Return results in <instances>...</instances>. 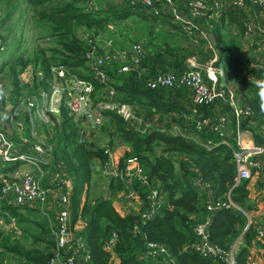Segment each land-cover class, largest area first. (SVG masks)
I'll list each match as a JSON object with an SVG mask.
<instances>
[{
	"label": "trees",
	"instance_id": "trees-1",
	"mask_svg": "<svg viewBox=\"0 0 264 264\" xmlns=\"http://www.w3.org/2000/svg\"><path fill=\"white\" fill-rule=\"evenodd\" d=\"M170 1L184 22L173 21L174 16L166 0L157 2L158 15H153L146 9L143 11L144 5L132 0H0V11L4 14L0 17V23L8 20L16 9V24L20 26L27 20L36 40L48 43L43 46L36 42L31 52L25 53L20 46L19 37L10 46L0 34V56L7 53L0 57V84L9 86L14 105L25 96L40 99L42 91L48 93L52 89L56 78H75L89 85L88 92L82 91L87 97L83 105L84 111L73 109L68 102L69 96L66 93L73 91L70 88L65 90L55 113L47 112L50 119L46 121V146L44 141L42 145L53 156V162L38 163L42 170H54L56 166L54 168L53 163L58 161L65 168L63 172L70 178L71 188L67 196L71 222L75 223L78 218L84 221L80 228L75 225L73 229L82 237L88 249V257H80L79 264H162L159 256L155 260L145 256L147 241L163 243L168 256L177 264H225L221 260L197 253L190 246L195 240L193 226L206 216L209 217L207 237L222 248L228 247L241 233L244 245L235 253V264H264V239L255 237L250 223L242 229L246 223L247 211L256 208L259 203L264 210V199H256L251 195L253 193L248 192L250 182L254 185L252 189L258 190L261 195H264V182L244 178L233 184L234 131L230 132L231 135L228 133L227 142L224 143L219 142L221 135L211 129V119L216 111L231 114L229 104L217 99L209 103H193L188 88L148 87L144 84L155 73L168 70L177 72L184 68L187 55H193L203 65L213 52H217V58L212 64L218 66L217 63L225 59L221 62L223 72L235 78L240 88H237V98L251 110L250 114L242 118L241 125L252 130L255 142L264 144V138L258 131V124L264 118V113L259 111L258 97L253 89L255 78L263 74L264 61L259 66L252 65L245 69L238 63L237 57L230 55L237 49L233 44L232 29H237V33H246V24L257 21L249 12L250 9L254 11L260 6L250 1H246L244 6H238L232 0H222L221 7L216 8L214 0H203L204 6L195 16H191L190 0ZM140 8L142 11L138 10ZM131 13L137 14L148 26L142 25L139 41L125 39V44L124 41H119L120 35H116L128 30L129 26L127 22H123V17ZM154 21H158V28L150 26ZM188 21L192 23L189 28L186 27ZM117 25L123 27H116ZM134 41L141 43L142 57L136 65H132L126 55L129 68L120 71L119 51L128 52V46ZM118 44L127 47H119L117 50L115 47ZM89 49L95 55H107L101 66L107 76L105 80L94 77L87 63L89 58L85 55ZM59 68L64 71L61 76L56 72ZM27 70H30L29 87L27 82L21 85L19 79L20 73ZM22 86L28 92L22 94ZM182 89L188 90L190 100L181 94ZM244 89H248V92H244ZM109 90L112 91L111 94L108 93ZM105 99L129 103L134 108V113L149 123L144 132L137 131L135 123L131 125L128 120L108 108L100 110L99 124L88 122L85 126L82 121L87 118V112L90 113L95 102ZM5 106L6 101L0 104V111ZM195 116L208 117V124L196 130L193 127ZM229 117L228 129L230 125L233 126L232 118ZM27 121L24 132L29 135L28 129L31 130V126L35 125H32L28 116ZM172 124L185 129L198 142L166 133L165 130ZM92 126H96L99 131H105L106 127L107 138L96 135ZM2 127V131L9 135L7 124ZM207 139L211 140L210 149L203 146ZM119 143L126 148L110 164L109 160L113 157L111 149ZM128 156L138 159L147 182L140 185L136 181L129 185L137 190L142 200L139 208L119 213L111 198L119 197L117 192L126 187L118 171ZM95 160L100 163L105 174L109 175L105 196L104 192L98 195L88 193L90 167ZM10 170V166L0 168V172ZM48 176V173L41 174L40 180L45 181ZM197 176L209 183L212 197H229L237 207L207 210L204 206L207 193L192 184ZM151 189L161 196V201L155 212L144 219L141 213L148 207ZM24 212L38 213L41 220L29 218ZM10 217L19 226L21 237L30 238L37 243L43 241L45 247L34 243V246L24 245L17 239L10 242L9 238L14 235L4 234L0 225V264H7L14 257L23 264H48L49 258L56 251L54 234L53 239L46 234L54 228L51 210L43 208L42 211L38 205H14L0 197V224H8ZM47 217L52 221L49 222ZM111 233H114V240L111 249H106L104 242ZM250 244H253L254 250L247 248Z\"/></svg>",
	"mask_w": 264,
	"mask_h": 264
},
{
	"label": "built area",
	"instance_id": "built-area-1",
	"mask_svg": "<svg viewBox=\"0 0 264 264\" xmlns=\"http://www.w3.org/2000/svg\"><path fill=\"white\" fill-rule=\"evenodd\" d=\"M132 1L140 2L144 5V7H147L146 10L153 15L159 14L156 5L159 0ZM166 1L171 4L170 0ZM232 1L238 6H244L246 1L257 4L260 7L264 6V0ZM189 4L191 16H195L199 12V9L204 6L203 0H190ZM213 5L216 8L221 7L222 0H214ZM168 6L171 8V12L174 16L173 21H185L177 14L173 5ZM188 22L189 23L186 25L187 28L192 25L191 21ZM245 32L249 35H253L257 48L260 51H264V22H248L246 24ZM85 55L89 58L87 63L92 69L94 77L99 80H105L107 76L105 72H103L101 66L103 64L104 57H107V55H95L92 49L86 51ZM118 55L121 61L119 70L125 71L129 68L128 63L125 60L126 55L129 57L130 64L136 65L142 57V47L140 44L135 43L128 50V52L119 51ZM185 61V67L181 70L177 72L162 71L155 73L154 75L148 77L144 84L148 87L161 86L188 88L193 103H209L215 99L226 101L230 106L231 114L227 115L226 113L216 111V114L211 119L213 120L211 129L221 135L219 142L226 143V140L228 139V124L230 122L229 116H231L233 121V140L235 146L232 151V159L235 167V181L233 184H235L239 179L244 178L249 180L258 179L264 182V144L255 142L252 130L241 125L242 118L250 114V107L240 103L235 92L236 90L229 85L227 80L224 78L222 68L212 64L213 59L208 60L203 65L199 64L193 56H188ZM56 72L59 76H61L64 71L62 68H59ZM257 79H264V73L255 78L254 81ZM71 80L76 82L75 88H72L73 92H79L77 94L78 100L73 104V107L77 110H85V106L83 105L87 97L82 93V91L88 92L89 85L82 83L75 78ZM43 93H41L40 99L35 96L22 97L19 99L18 103L14 105V112L16 113L17 109L22 108V104H26V107L30 109L29 114L32 113L33 116L44 120L45 112H55L56 109L52 108L53 104L49 100V92L45 93L43 91ZM108 93L111 94L112 91L109 90ZM104 108L113 109L122 118L128 120L131 125L135 123L137 128L136 130L139 132H144L143 130H145L146 126L149 124L134 113V108L129 103L107 101L106 99L95 102L90 113L87 112L86 116L92 124H99L101 119L100 110ZM46 121L47 119L42 122ZM208 121L209 118L206 116H195L193 118V127L196 130H199L203 125L208 124ZM92 127L94 129L96 128V126ZM35 129L36 126H31L30 132L33 139L31 144H29V147L22 148L21 146L15 147L12 138L8 134L4 133L0 128V161H7L10 159V162L14 161V164L18 165L8 172H0V197L14 205H38L42 211L43 208L50 209L54 222V228L52 230L54 233V247L56 248V251L54 256L49 258L48 264H79L80 257H88V249L82 237L77 235L73 229L75 227V223L71 222L67 196L68 191H66V185L63 184L64 182L66 183V179L64 177L65 173L58 163L54 165V168L56 166L54 169V176L52 175V170H42L38 166V163L45 164L50 161L47 157L49 155V151L42 145L43 141L39 138ZM258 131L264 138V123ZM165 132L171 135L177 134L182 137H186L193 142H198L195 136L187 134L186 130L177 124L170 125ZM210 145V139L205 140L203 143V146L206 149H210ZM109 161L110 164H112L113 157H111ZM21 162H25L29 166V169H20L19 165ZM33 168L35 170H33ZM36 169L38 172H36ZM44 173L49 174L45 181L40 180L41 174L43 175ZM118 175L123 179L126 187L124 190L117 192V195L123 199L122 202L126 200H136L137 206L135 209L137 210L142 203V200L139 197L137 190L131 188L129 185L136 181L140 185L147 182L146 174L144 173L138 159L134 156H128L125 158L123 165L118 171ZM192 184L205 190L207 193L208 197L205 199L204 203L207 210L212 211L219 207H237L229 199V197L225 199L212 197V195H210L211 190L209 188V183L199 176L194 177ZM148 198V207L141 213V216L144 219L149 218L155 212L157 205L161 201V196L159 194L157 195L153 189H151L148 194ZM123 206L126 207L124 204ZM208 220L209 217L206 216L203 221H200L193 226L195 240L191 243V248L203 256L221 260L225 264H235V241L231 242L226 248H222L211 242L207 237L206 231ZM12 221L13 218L10 217L9 222ZM249 223H251L250 217L246 214V223L242 229L244 230ZM252 227L255 232V237L264 239V213L263 216H260L257 223L252 224ZM14 229L17 232L15 233L17 235L19 229L17 226H14ZM113 240L114 233H111V235L104 242V248L111 249ZM144 254L152 260L157 259L158 256L161 257L160 262L162 264H177L170 256H168V251L161 242L147 241Z\"/></svg>",
	"mask_w": 264,
	"mask_h": 264
},
{
	"label": "rangeland",
	"instance_id": "rangeland-1",
	"mask_svg": "<svg viewBox=\"0 0 264 264\" xmlns=\"http://www.w3.org/2000/svg\"><path fill=\"white\" fill-rule=\"evenodd\" d=\"M106 1H110V0H106ZM167 5H172V4L168 3ZM145 9H147V7H145L142 10L144 11ZM259 9H260V7H259ZM138 10H141V8L138 9ZM246 10H248V9H246ZM238 11L240 12V10H238ZM27 12L28 11L25 12V15L27 14ZM249 12H251V9H250ZM3 15H4L3 12L0 11V17L3 16ZM16 15H17V11L15 9V11L9 16L8 20H6V21L4 20V22L0 23V34H2L3 41H5L6 44H8L10 46H13L12 44H14V39L19 37L20 46L23 48L25 53L26 52H31V50L33 49V47L36 44V42H38L40 45H43V46L48 44V43H46L43 40H36L34 31H33V29H30V26H29L27 20L24 23L22 22L20 26L17 25L16 21H15V16ZM123 18H124L123 22H125V23L127 22L126 24L129 27H128V30H126L124 33L120 32L119 34L116 35V36L120 35L119 36V38H120L119 41L120 42L124 41V43H125V39L127 41L138 39L137 41H139L142 25L146 24L148 26V23L147 22H143L139 17H137V14H132L131 13L129 15H126ZM249 19H250V17H249ZM257 21L264 22V14L262 15V18L259 19V17H258ZM157 22L158 21H154L150 26L158 28V26H156ZM4 23H6V24L3 25ZM118 26H122L123 27V25H117L116 27H118ZM78 33H79V30L77 29L76 30V34H78ZM243 35L240 36V37H236L234 39L236 40V44L239 45V49L237 50L236 54H237L238 57H241V59H244L243 63L241 65H242L243 68L246 69L247 67H251L253 65L252 64L253 60L248 59L249 56L252 54L253 49H256L257 56L259 58L264 57V53H261V54L259 53L260 50L257 48V45L254 42L255 38H254L253 35H249L248 33H243ZM102 37H104V35H102ZM227 38H228V36L226 37V39ZM137 41H134L133 44L138 43V44L141 45V43L137 42ZM133 44L128 46V49H130ZM116 46L117 47H115V49H117V50H118L119 47H122V48L127 47V46L120 45V44H118ZM141 47H142V45H141ZM6 55H7V53L4 52L1 56L4 57ZM14 56H15V53L11 57L13 58ZM187 57H188V55L185 57V60H186ZM185 60H184V62L186 63ZM261 61H262V59L259 60V61L256 60V63H257L258 66L261 64ZM214 62H215V59H214ZM217 65L219 67H222L223 63H222V65L221 64L219 65L217 63ZM254 67H256V65H254ZM168 71H170V70H168ZM263 73H264V71H263ZM29 74H30V70H27V71H24V72L20 73L19 79L21 81L20 82L21 85L24 82H27L28 83V87H29V84H31V80L29 81ZM230 76H231V74H230ZM38 79H39V77L36 78V80H38ZM228 80L230 81L229 82L230 84L233 81V79H231L230 77H229ZM75 86H76V82L73 81V80H68V79H66L64 77H60L58 79L56 78L55 81L53 82L52 89L48 93L50 95L49 96V100L53 104L52 108L53 109H57L58 108V103H59L61 97L65 94V90L66 89H70V88H75ZM237 86L238 85H236L235 88ZM5 87L9 88V86L7 84L5 85ZM22 87H23L22 94L25 93V92H28L26 87H24V86H22ZM38 88H40V87H38ZM253 89H256L255 85H254ZM243 91L244 92H248V89H244ZM180 92H181V94L183 96L189 98V100H190V94H189L188 90L182 89ZM42 93H43V91H42ZM78 93H79L78 91H74V92L73 91H69V93H66V95L69 96V101L68 102L71 104L72 107H73V104L78 100L77 99L78 98V96H77ZM183 96H181V97H183ZM18 101L16 103H18ZM13 102L14 101L12 100V95L9 94L7 99H6V106L5 107L9 111L11 119L6 124H7L8 128L10 130L9 131V136L12 138L15 147H20L21 146V147H24V148H28V144H31V142H32V136H31L30 130L28 129L29 135L24 132V127L25 128L27 127L26 122H28L27 121V116H28L29 120L32 121V125L36 126L35 130H36V133L39 136V138L42 139V141H44L45 136L47 135L48 126H46V124H47L46 122H42V121H44L46 119H48V120L50 119V117H49V115L47 113L48 111L45 112V117H44L45 119L41 120L38 117L33 116L32 113L29 114V110L30 109L26 107V104H22V108L17 109V112L15 113L14 112V104H13ZM188 103L189 102H185V104H188ZM73 109H75V108L73 107ZM82 111H84V110H82ZM52 112H54V111H52ZM25 114L27 116H25ZM88 122H91L88 118H85L82 121V123L85 126L88 125L87 124ZM0 128L3 129L2 126H0ZM104 130L105 131H102V130L99 131L97 128L94 129L96 135H99L101 138L105 139V138H107L108 129L105 127ZM27 140H28V143H27ZM44 144L46 146V142L45 141H44ZM123 148H126V146H124V144H122V143H119V144H116L115 146H113L111 151H112L114 159H116L119 156V154H121ZM47 157H48L49 161L53 162V156L52 155L49 154ZM17 162L20 163L19 161H17ZM56 163H58V161L53 163V166ZM175 164L177 165V162H175ZM7 166H10L11 169H12V168L17 167L18 165L14 164V161L10 162V159L7 160V161H0V168L1 169H2V167H7ZM60 166H61V169L65 172L64 166L63 165H60ZM114 166H115V164H114ZM19 167H20V169H24V168L29 169V166L25 162H21ZM90 168H91V177H90L89 184H88V187H87L88 193L91 194V195H94V194L98 195L100 193H103L106 190V182H107V179L109 178V175L105 174L102 166H100V163L97 162V160H95L93 162V164H92V166ZM113 169L115 170V168H113ZM108 171H109V169H107V172ZM52 172H53L52 175L54 176L55 170H52ZM57 176H59V175H57ZM64 177L66 179V183L64 182L63 184L66 185V191H68L71 188V184L69 182L70 178L68 177V175H66V173H65ZM252 193L254 195L253 194H251V195L253 197H255L256 199H264V195H261L257 190L255 191L253 189ZM104 194H106V193L104 192ZM111 199H112L113 205L116 207V209L118 210L119 213H126V212L131 211V210L136 211V209H135V207L137 206V201L136 200H126V201L122 202L123 199L121 197H114V196ZM123 204L126 205V207H124ZM259 209L260 208H259V204H258L256 208L250 209L249 212L252 213V211H258ZM48 210H50V209H48ZM24 213H26V212H24ZM26 215L29 218H38L39 220H41V218H39L40 215L38 213H34V214L26 213ZM47 220L49 222L52 221V219L49 218V217H47ZM81 220L82 219L78 218V220L75 222L76 228H80L81 225L84 224V221H81ZM0 225H1L2 229L4 230V234H6L7 236L14 235L12 238H9L10 242H13L14 239H17L16 241L22 242L24 245H28V246H32L33 245L34 246V244H35L37 246L45 247L43 245V241H42V243H37V242L31 241L30 238L21 237L20 236L21 233H20V229H19L18 225L17 226H18L19 232L16 235L15 233H17V232L14 229V226L16 227L14 218H13L12 222H9L8 224L5 222V223H2ZM37 232H38V230L36 229V233ZM46 234L50 238L53 239V234H54L53 230H51L50 233L47 232ZM7 264H23V263H20L19 260L16 257H14V258L8 260Z\"/></svg>",
	"mask_w": 264,
	"mask_h": 264
},
{
	"label": "crops",
	"instance_id": "crops-1",
	"mask_svg": "<svg viewBox=\"0 0 264 264\" xmlns=\"http://www.w3.org/2000/svg\"><path fill=\"white\" fill-rule=\"evenodd\" d=\"M262 9H257V10H254V11H251L250 13H251V15L252 16H254V17H256L257 19H258V17H259V19L260 18H262V15L264 14V8L263 7H261ZM156 26H158V23L156 24ZM232 32H233V35H232V38H233V44L235 45V46H237V49H234L232 52H231V54L230 55H234L235 57H237L238 58V63H240V65L243 63V60L244 59H241V57H238L237 56V54H236V52H237V50L239 49V45H237L236 44V40L234 39V38H236V37H240V36H242L243 35V33L241 34V33H237V29H232ZM244 36V35H243ZM252 44V43H251ZM259 53L261 54V53H264V51H259ZM190 56H193V55H190ZM194 57V56H193ZM195 58V57H194ZM217 58V52L215 53V52H213V54H212V56L211 57H209V60L210 59H216ZM248 59H250V60H253V66L254 65H256V66H258L257 65V63H256V60H261L262 59V61H264V57H262V58H259L258 56H257V51H256V49H253V51H252V54L249 56V58ZM224 60L225 59H223V60H221V61H219V65L221 64V62L223 61L224 62ZM261 61V62H262ZM222 68V67H221ZM223 70V69H222ZM224 73V72H223ZM228 77V78H227ZM229 77L231 78V79H233V81H232V83L230 84L229 82ZM224 78L227 80V82H228V84L229 85H232V87L236 90L235 92H236V95H237V97L239 98V91L237 90V88H238V86L235 88V86L236 85H238L237 84V82H236V80L232 77V75L230 76V75H228V74H226V73H224ZM253 78V77H252ZM239 90H240V88H238ZM257 88L255 89V93H257ZM254 123V122H253ZM253 123H251V124H253ZM263 123H264V118L262 119V121L261 122H259V124H258V128H261L262 127V125H263ZM259 130V129H258ZM233 131V126L232 125H230V127H229V129H228V133H230V132H232ZM230 135H231V133H230ZM261 137H263V136H261ZM28 143V142H27ZM28 147H29V144H28ZM22 148H24V147H22ZM70 182V181H69ZM250 187H249V189H248V192H250V193H252L253 192V189H252V187L254 186L253 185V182H250ZM258 191V190H257ZM259 210L258 211H252V213H250L249 211H247L246 212V214H248V216L250 217V221H251V223L252 224H255V223H257V221H258V219L260 218V216H263V213H264V210H263V208H262V205L259 203ZM250 223V224H251ZM251 224V225H252ZM233 241H235V253L237 252V250L241 247V246H243L244 245V242H243V239H242V236H241V233H239L235 238H234V240ZM232 241V242H233ZM247 248H249V250H254V246H253V244H250V245H248L247 246ZM262 259H264L263 258V256H262Z\"/></svg>",
	"mask_w": 264,
	"mask_h": 264
},
{
	"label": "clouds",
	"instance_id": "clouds-1",
	"mask_svg": "<svg viewBox=\"0 0 264 264\" xmlns=\"http://www.w3.org/2000/svg\"><path fill=\"white\" fill-rule=\"evenodd\" d=\"M254 85L257 88V97H258V108L261 113H264V79H257L254 81ZM10 88L5 87L3 84H0V104H3L8 95ZM11 119L10 113L5 107L3 111H0V126H4Z\"/></svg>",
	"mask_w": 264,
	"mask_h": 264
},
{
	"label": "water",
	"instance_id": "water-1",
	"mask_svg": "<svg viewBox=\"0 0 264 264\" xmlns=\"http://www.w3.org/2000/svg\"><path fill=\"white\" fill-rule=\"evenodd\" d=\"M104 196H105V194H104Z\"/></svg>",
	"mask_w": 264,
	"mask_h": 264
}]
</instances>
